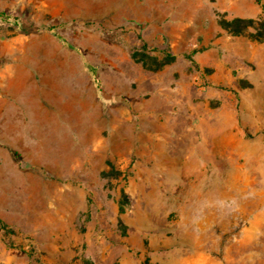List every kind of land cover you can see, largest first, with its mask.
<instances>
[{
  "label": "rangeland",
  "instance_id": "374dc122",
  "mask_svg": "<svg viewBox=\"0 0 264 264\" xmlns=\"http://www.w3.org/2000/svg\"><path fill=\"white\" fill-rule=\"evenodd\" d=\"M2 1L0 43L47 28ZM57 27L103 93L84 69L97 113L0 145V264H264V0H115Z\"/></svg>",
  "mask_w": 264,
  "mask_h": 264
},
{
  "label": "crops",
  "instance_id": "0c3cea01",
  "mask_svg": "<svg viewBox=\"0 0 264 264\" xmlns=\"http://www.w3.org/2000/svg\"><path fill=\"white\" fill-rule=\"evenodd\" d=\"M24 1L32 3L33 10V16L28 10L21 18L27 23L31 19L42 27L78 24L83 31L86 28L92 31L95 23L107 21L115 3V0ZM118 2L122 4V0ZM8 7L14 9L0 0V11L9 13ZM83 70L82 57L48 31H16L0 43V145L13 149L17 141L32 139V131L62 130V124L78 122L76 116L88 111L92 114L93 107L97 113L94 98L84 97ZM98 99L95 90V103Z\"/></svg>",
  "mask_w": 264,
  "mask_h": 264
},
{
  "label": "trees",
  "instance_id": "16d2710c",
  "mask_svg": "<svg viewBox=\"0 0 264 264\" xmlns=\"http://www.w3.org/2000/svg\"><path fill=\"white\" fill-rule=\"evenodd\" d=\"M257 3H261V0H256ZM19 19L10 15L9 13H6V12H3V11H0V22H6L8 24H13V25H18L19 24ZM58 27L55 26V25H50V26H47L46 29H39V30H35V31H38V32H41V31H48L52 34H54L61 42H65V39L62 38V36L59 35V31H58ZM69 47H71L77 54H79L81 57H82V60H83V64H84V69L85 71L87 72V74L90 76L91 78V81L93 83V85L95 86L96 88V92H97V95L98 97L100 98L102 93H103V89H102V86H101V81L98 77V73H97V70L95 68V66H93L91 63H89V61L86 59L85 55H84V52L76 47V46H71L69 45L68 43H66ZM175 59L174 56H170L168 55V60L166 63H169L170 61H173ZM16 157L19 159V155L17 153H15ZM0 225L2 227V229H4V227H6L1 221H0Z\"/></svg>",
  "mask_w": 264,
  "mask_h": 264
}]
</instances>
